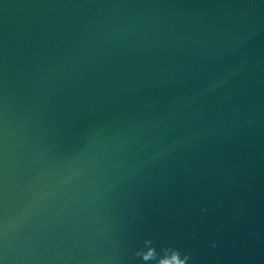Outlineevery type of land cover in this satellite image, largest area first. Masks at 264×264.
Returning <instances> with one entry per match:
<instances>
[{
	"label": "water",
	"instance_id": "obj_1",
	"mask_svg": "<svg viewBox=\"0 0 264 264\" xmlns=\"http://www.w3.org/2000/svg\"><path fill=\"white\" fill-rule=\"evenodd\" d=\"M0 264H264V0H0Z\"/></svg>",
	"mask_w": 264,
	"mask_h": 264
}]
</instances>
